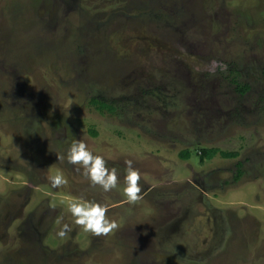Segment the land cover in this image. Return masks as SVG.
<instances>
[{
  "label": "rangeland",
  "instance_id": "obj_1",
  "mask_svg": "<svg viewBox=\"0 0 264 264\" xmlns=\"http://www.w3.org/2000/svg\"><path fill=\"white\" fill-rule=\"evenodd\" d=\"M77 141L116 188L67 163ZM0 264H264V0H0Z\"/></svg>",
  "mask_w": 264,
  "mask_h": 264
},
{
  "label": "clouds",
  "instance_id": "obj_2",
  "mask_svg": "<svg viewBox=\"0 0 264 264\" xmlns=\"http://www.w3.org/2000/svg\"><path fill=\"white\" fill-rule=\"evenodd\" d=\"M218 62L213 60L206 70L215 72ZM226 67V66H225ZM66 161L71 165H80L83 175L93 186H100L105 192L117 187V171L115 168L109 170L105 160L100 155H94L83 141L73 142L66 150ZM126 176L125 186L122 194L127 203L134 204L141 199V187L138 184L140 174L132 167V161H125ZM79 170V169H78ZM53 187L67 184L66 178L62 174H55L49 177ZM68 211L74 217V223L82 227L83 231L90 232L96 236L107 235L117 227L114 220L106 218L107 206L91 201L72 200L68 203ZM70 226L64 224L56 233L63 240L70 232Z\"/></svg>",
  "mask_w": 264,
  "mask_h": 264
},
{
  "label": "trees",
  "instance_id": "obj_3",
  "mask_svg": "<svg viewBox=\"0 0 264 264\" xmlns=\"http://www.w3.org/2000/svg\"><path fill=\"white\" fill-rule=\"evenodd\" d=\"M94 104H96L97 108H99L100 110H103V109H110L111 107L105 103V102H102V101H99V100H92ZM218 152H220L219 149L217 148H206L202 151V157H206V158H213ZM223 156L225 157H233L235 156V153H232V152H226V151H221L220 152Z\"/></svg>",
  "mask_w": 264,
  "mask_h": 264
}]
</instances>
